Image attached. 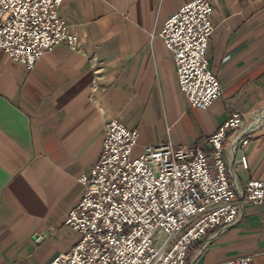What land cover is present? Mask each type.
Segmentation results:
<instances>
[{"label": "crops", "instance_id": "0c3cea01", "mask_svg": "<svg viewBox=\"0 0 264 264\" xmlns=\"http://www.w3.org/2000/svg\"><path fill=\"white\" fill-rule=\"evenodd\" d=\"M191 1L66 0L59 13L76 47L56 45L32 71L0 52V264H49L77 243L65 221L111 120L139 134L136 154L171 143L211 155L209 139L233 113L245 127L261 118L264 0H211L208 59L222 95L206 110L191 107L180 91L174 54L159 36ZM234 140L230 131L225 157L241 193L264 180V121L243 154L247 169L229 152ZM245 255L264 264V205H246L236 224L193 245L188 262Z\"/></svg>", "mask_w": 264, "mask_h": 264}, {"label": "built area", "instance_id": "2783aa9c", "mask_svg": "<svg viewBox=\"0 0 264 264\" xmlns=\"http://www.w3.org/2000/svg\"><path fill=\"white\" fill-rule=\"evenodd\" d=\"M65 2L0 0V52L32 71L56 45L76 47L78 38L59 13ZM211 14V0H193L166 20L159 34L174 54L180 91L201 110L222 95L208 59L215 30ZM259 119L245 127L241 114L233 113L209 139L211 155L167 143L148 147L135 159L139 134L111 120L98 161L80 180L83 196L65 221L79 239L49 264H190L193 245L220 226L236 224L246 205H264V180L248 182L239 193L225 157L233 131L229 152H240L247 169L243 154L264 121ZM252 261L245 255L222 264Z\"/></svg>", "mask_w": 264, "mask_h": 264}, {"label": "rangeland", "instance_id": "374dc122", "mask_svg": "<svg viewBox=\"0 0 264 264\" xmlns=\"http://www.w3.org/2000/svg\"><path fill=\"white\" fill-rule=\"evenodd\" d=\"M140 155H141V154H136V153H134V154H133V159L139 157Z\"/></svg>", "mask_w": 264, "mask_h": 264}, {"label": "water", "instance_id": "95a60500", "mask_svg": "<svg viewBox=\"0 0 264 264\" xmlns=\"http://www.w3.org/2000/svg\"><path fill=\"white\" fill-rule=\"evenodd\" d=\"M241 156H242V154L239 152V153L237 154V160H238V161L240 160Z\"/></svg>", "mask_w": 264, "mask_h": 264}, {"label": "bare ground", "instance_id": "6f19581e", "mask_svg": "<svg viewBox=\"0 0 264 264\" xmlns=\"http://www.w3.org/2000/svg\"><path fill=\"white\" fill-rule=\"evenodd\" d=\"M264 119V115L261 116V118L259 120H263Z\"/></svg>", "mask_w": 264, "mask_h": 264}]
</instances>
